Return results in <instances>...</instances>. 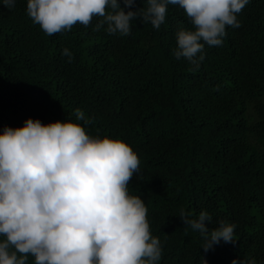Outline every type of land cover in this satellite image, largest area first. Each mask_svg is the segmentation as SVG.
Returning <instances> with one entry per match:
<instances>
[{"label":"trees","instance_id":"16d2710c","mask_svg":"<svg viewBox=\"0 0 264 264\" xmlns=\"http://www.w3.org/2000/svg\"><path fill=\"white\" fill-rule=\"evenodd\" d=\"M237 18L241 26L205 45L193 71L172 53L177 29L191 28L178 6H168L159 30L134 21L129 35L108 34L94 30V18L49 36L26 0L0 3V132L32 118L119 138L140 159L128 189L162 243L159 264H264V0H250ZM181 209L193 218L208 211L209 229L216 220L235 224L236 242L205 253Z\"/></svg>","mask_w":264,"mask_h":264},{"label":"clouds","instance_id":"9594fccd","mask_svg":"<svg viewBox=\"0 0 264 264\" xmlns=\"http://www.w3.org/2000/svg\"><path fill=\"white\" fill-rule=\"evenodd\" d=\"M250 0H26V13L46 35L74 25L126 36L133 22L159 30L168 6H178L191 28L175 32L177 59L195 71L204 47L223 43L226 28H239L238 14ZM11 9L16 0H0ZM62 55L72 59L68 48ZM77 121L84 118L75 110ZM87 120H85V123ZM140 171L137 153L119 138L92 136L79 123L47 124L27 118L0 132V264H159L160 239L151 234L147 208L128 185ZM184 225L198 232L207 253L221 242L235 243L236 225L201 210L181 209ZM203 264L207 261L202 257ZM230 264H257L254 258Z\"/></svg>","mask_w":264,"mask_h":264}]
</instances>
